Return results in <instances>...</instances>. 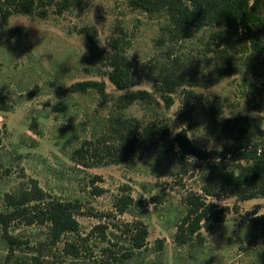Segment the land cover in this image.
<instances>
[{
    "label": "rangeland",
    "instance_id": "374dc122",
    "mask_svg": "<svg viewBox=\"0 0 264 264\" xmlns=\"http://www.w3.org/2000/svg\"><path fill=\"white\" fill-rule=\"evenodd\" d=\"M86 1L82 10L57 14L50 9L46 17L13 13L6 24L0 16V212L13 211L9 196L18 199L36 183L47 199L75 203L80 222L78 233L55 240L48 221L28 222L38 206L27 201L28 216H15L6 229L16 242L7 240L0 224V264H98L111 252L131 248L139 222L148 229L146 246L125 264H264V231L251 222L264 214V197L208 196L229 207L226 219L180 242L188 198L204 193L208 165L221 159L187 155V168H182L173 151L154 147L157 128H145L168 125L176 150L182 129L199 147L222 149L233 140L212 131L217 119L264 117V92L259 91L264 53L255 58L238 52L236 73L208 85H182L167 106L156 89L173 59L196 76L215 69L218 41L212 39V27L194 28L184 39L164 12L134 7L129 0ZM83 27L96 29L97 44L104 49L113 50L116 38L132 41L126 53L134 66V86L119 90L108 78L111 68L88 58L90 41ZM86 80L104 82L105 94L96 88L66 90ZM188 89L195 92L193 127L180 113ZM136 90L149 91L159 104L147 109L138 100L121 109L124 117L140 119L137 144L142 147L139 154L123 156L107 119L116 97ZM124 196L132 201L121 211ZM98 225L104 226L105 237ZM67 243L78 245V256L69 253Z\"/></svg>",
    "mask_w": 264,
    "mask_h": 264
},
{
    "label": "trees",
    "instance_id": "16d2710c",
    "mask_svg": "<svg viewBox=\"0 0 264 264\" xmlns=\"http://www.w3.org/2000/svg\"><path fill=\"white\" fill-rule=\"evenodd\" d=\"M134 7H141L149 11H160L168 14L174 22V33H181V38L193 35L194 28L212 27V39L218 41L215 50V69L200 76L193 75L190 70L182 67L178 59L162 70L161 84L156 89L166 105L172 104L171 93L178 87L188 85L191 87L208 85L217 82L223 77L236 73L237 53L246 54L247 57H261L264 53V0H129ZM87 5L86 0H0V16L3 24L13 13H25L46 17L50 9L54 13L62 14L68 9L82 10ZM81 32L89 38L88 58L104 63L111 69L108 71L109 80L119 89L126 90L136 84L134 66L126 53L131 45L130 39L116 38L111 45L113 50L100 47L97 44L96 29L83 27ZM178 35V34H177ZM244 42V43H243ZM96 88L105 94L104 82L86 80L73 83L68 92L87 91ZM261 94L264 88L259 89ZM195 92L188 89L186 92V108L181 109V117L188 120V126L196 124L192 116L194 106L192 98ZM138 100H143L147 109H154L159 104L155 96L147 90H136L122 93L116 97L115 111L111 112L107 124L119 137L120 154L123 156L136 155L142 150L137 144L140 119L127 118L122 115L121 109ZM264 117L263 115L249 116L237 114L231 117L217 119L211 129L218 135L231 138L222 149L207 150L194 144L188 136L186 129L176 135L179 149H175L174 142L169 138L168 125H147L157 128V138L154 147L164 152L173 151L176 161L182 168H187V155L199 159L219 158L221 164L208 165L210 176L203 185L204 193L191 195L188 200V209L180 223L182 236L178 237L181 243H186L195 234L205 227L208 230L216 223L226 219L228 206H219L215 201H208L207 197L222 198L234 196L240 201L264 197ZM157 126V127H156ZM79 152V151H77ZM227 157L232 161H228ZM10 204L14 206L11 212H0V224L7 229L11 220L17 215L26 216V202L36 201L37 208L31 214L28 222L48 221L51 234L59 240L65 233H78L80 222L74 212L77 205L73 202H63L47 199L45 191L38 184L22 193L17 199L9 196ZM46 201V202H45ZM132 198L124 196L119 199V209L125 211L131 204ZM28 216V215H27ZM30 216V215H29ZM36 218V219H35ZM254 226L264 231V214L256 215L251 219ZM101 234L105 237V228L98 225ZM136 232L132 236L131 248L122 253L116 252L100 259L98 264H125L137 251L146 246L148 236L147 226L143 222L135 225ZM7 240L11 243L17 239L5 231ZM85 240V239H84ZM85 245V242H83ZM69 253L79 255L80 248L74 243H67Z\"/></svg>",
    "mask_w": 264,
    "mask_h": 264
}]
</instances>
